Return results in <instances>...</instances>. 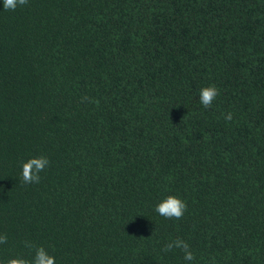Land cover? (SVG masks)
Listing matches in <instances>:
<instances>
[{
	"label": "trees",
	"instance_id": "1",
	"mask_svg": "<svg viewBox=\"0 0 264 264\" xmlns=\"http://www.w3.org/2000/svg\"><path fill=\"white\" fill-rule=\"evenodd\" d=\"M0 234V259L264 264V0H0Z\"/></svg>",
	"mask_w": 264,
	"mask_h": 264
},
{
	"label": "clouds",
	"instance_id": "2",
	"mask_svg": "<svg viewBox=\"0 0 264 264\" xmlns=\"http://www.w3.org/2000/svg\"><path fill=\"white\" fill-rule=\"evenodd\" d=\"M28 0H3L4 10L15 11L17 7L24 6ZM220 94L219 89L215 84L206 86L200 90V103L205 108H210L213 101ZM84 99H88L85 97ZM226 120L232 119V114L229 113ZM49 159L46 156L32 157L22 165V179L25 184L39 183L41 180L40 173L49 166ZM187 210V203L176 195H168L156 207L155 211L166 219L179 220L183 217ZM7 235L0 234V244L7 243ZM25 247L32 248L31 242L26 241ZM173 248L180 249L183 252L185 261L192 262L196 259L195 254L191 250L190 245L183 239L177 238L164 246L163 251L169 252ZM214 259V258H213ZM0 264H56V258L50 254L43 246L37 247L35 255L32 259L24 256H16L7 259H0Z\"/></svg>",
	"mask_w": 264,
	"mask_h": 264
}]
</instances>
